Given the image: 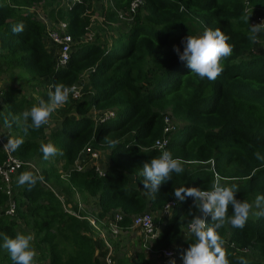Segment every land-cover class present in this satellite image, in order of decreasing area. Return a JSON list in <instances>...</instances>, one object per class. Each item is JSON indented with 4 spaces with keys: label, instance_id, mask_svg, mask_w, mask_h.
<instances>
[{
    "label": "trees",
    "instance_id": "obj_1",
    "mask_svg": "<svg viewBox=\"0 0 264 264\" xmlns=\"http://www.w3.org/2000/svg\"><path fill=\"white\" fill-rule=\"evenodd\" d=\"M93 1L0 0V79L18 70L17 79L25 76L33 89L39 88L36 98L16 88L2 89L0 125L12 131L13 138H23L12 155L34 161L39 174L33 173L43 177L29 191L26 185L17 184L18 176L29 171L20 169L12 178L11 196L0 185V208L9 199L15 206L12 216H0V233L11 238L25 234L19 230L20 222L30 229L37 251L33 264H105L108 254L116 264H151L141 246L134 256L118 251L119 241H114L111 231L102 238L86 218L64 211L50 188L59 189L75 212V194L81 200L96 198V220L114 221L117 212L120 231L131 227L139 213L158 214L154 223L160 231L151 246L158 254L171 247L199 215L192 198L179 201L174 190L183 186L211 190L216 173L220 182L236 181V198L253 206L243 229L227 223L217 229L230 264H238L240 257L248 264H264V217L253 215L259 210L256 196L264 195V160L255 155L264 156V55L255 51L249 39L250 15L246 12L247 8L251 13L264 11V0H142L130 26L118 32L108 46L98 37L81 42L92 24ZM110 1L104 13L109 22L118 11H128L133 0ZM30 7H40L51 21L66 23L76 45L64 67L55 68V58L44 42V27L27 10ZM194 18L203 28L220 29L233 46L232 54L221 60L224 71L215 81L191 73L174 51L175 46L183 52L186 37H198L188 24ZM20 22L24 30L14 34L12 26ZM84 73L80 99L69 100L59 109V127L48 136L46 125L25 134L31 121L25 122L22 112L39 99L48 101L49 91H54L51 85L79 84ZM108 111L114 115L103 117ZM165 114L181 123L170 133L166 150L182 160L184 171L162 182L153 199L143 188L141 172L144 163L161 155L153 144L162 135ZM5 118L12 121L11 127L5 125ZM109 141H117L116 146L110 147ZM42 143L54 144L64 155L44 160ZM86 147L109 150L111 166L103 175L94 167L71 168ZM5 157L0 146V164ZM169 202H174L170 214H160ZM79 214L85 216L82 211ZM232 214L229 206L228 216ZM206 222L209 226L215 223L210 216ZM192 243L195 237L186 236L177 244L174 264H183L182 256ZM230 244L247 249L248 257L234 254ZM0 264H13L3 248Z\"/></svg>",
    "mask_w": 264,
    "mask_h": 264
},
{
    "label": "clouds",
    "instance_id": "obj_2",
    "mask_svg": "<svg viewBox=\"0 0 264 264\" xmlns=\"http://www.w3.org/2000/svg\"><path fill=\"white\" fill-rule=\"evenodd\" d=\"M249 16L245 19L248 21ZM24 30L23 22L12 26L11 31L14 34L22 33ZM264 31V22L251 26L249 39L253 43L257 41L258 34ZM229 38L220 30L206 28L202 35L188 36L182 43L183 52L174 46L179 60L186 62L191 73L200 78H207L209 81H215L224 71L221 60L232 54L233 46L227 43ZM49 91L48 101L39 99L38 104L22 112V118L26 124L25 134L29 129L39 130L43 125L49 122L51 115L63 107L69 101V95L72 89L64 84H53ZM16 117H13V121ZM6 126L11 127L12 121L5 118ZM24 143L23 138H8L5 147L8 151L14 152ZM117 141H109L110 147H115ZM43 159L48 160L55 156H63L64 152L52 143L40 145ZM257 159L264 160L259 152L255 153ZM184 171L183 162L179 157L174 158L170 151H162L161 155L152 158L149 162L143 164L141 176L143 177V188L147 194H155L159 190L162 182L172 179V173L181 174ZM42 176H37L31 171L22 172L17 179L18 186H27L31 191L38 181H42ZM238 189L235 185L231 187L224 186L217 175L212 184L211 190H201L196 187H179L174 190V196L179 201L192 198L194 206L199 209V215H196L190 225V233L195 237V243L189 245L182 256L183 264H230L224 248V241L217 232V229L223 227L226 223L233 228L243 229L252 210V204L241 201L236 198ZM229 206L232 208V215L228 216ZM255 206L258 211L254 212L257 218L264 217V195H257ZM191 214V213H190ZM215 222L212 226L206 222L207 217ZM2 244L0 248L5 249L10 255L13 264H33L37 253L32 247L34 236L32 234H17L14 238L7 234L0 233ZM174 264V261L172 262ZM238 264H248V261L240 257Z\"/></svg>",
    "mask_w": 264,
    "mask_h": 264
},
{
    "label": "built area",
    "instance_id": "obj_3",
    "mask_svg": "<svg viewBox=\"0 0 264 264\" xmlns=\"http://www.w3.org/2000/svg\"><path fill=\"white\" fill-rule=\"evenodd\" d=\"M71 1L73 2L76 0H71ZM106 3L109 6L112 4V2L110 0H106ZM142 4H143L142 0H133L130 3L128 11H118L117 14L120 18H124L127 21L129 20V22H131L133 19L134 13L138 9V7L141 6ZM246 6H248L247 2H246ZM33 8H37V7H30V8H27V10L30 13H33L35 20L43 25L45 37L56 48L55 68L64 67L65 65H67V63L70 59V54H71V51L73 49L72 46L76 42L67 33L65 22L51 21L44 13H42V14H38L37 12L34 13ZM250 11H252V10H250L249 8L246 9V12L250 13ZM91 22H93L92 17H91ZM261 22H264V11H256L255 13L250 15V18H249V26L250 27L253 25L259 24ZM87 34H88V32L85 34V36L82 38V40L86 37ZM259 36L261 38H260L258 43H260L261 47L264 49V31H261L258 34V37ZM82 40H81V42H82ZM84 43H86V42H84ZM69 88L72 89V91L70 92V95H69V100L80 99L82 93H81V89L77 86V84L72 85ZM113 115H114L113 112L108 111V112L104 113L103 117L109 118V117H112ZM176 128H177V126H176L175 120L169 114H165L163 116L162 135L159 139H157L154 142L153 148L158 150L160 153H162V151H165L167 148V145H168L169 135L172 131L176 130ZM2 138H3V136L1 135V131H0V146H1V148L4 151L5 156H6L5 160L0 164V185L2 186L3 189H6L7 192L10 194L12 178L20 169L24 168L26 170L35 172V174H39V170L36 168V166L32 162L23 161V160H20V159L14 157L12 155V153L6 149V147H5L6 143L4 142V140ZM97 158H98V150L93 149L91 147H86L79 153L78 158L75 161L74 169L83 171V170H86L88 168L94 167L95 170L99 173V175H103L104 171H101L97 166L94 165V164H96L94 160ZM87 162L90 165L87 168H85L84 165H82V163L85 164ZM63 176H65V174ZM216 177H217V174L215 173L214 174L215 180H216ZM43 184H46V183H43ZM46 186H47V184H46ZM50 189L61 200L64 211H66L68 213L75 214V215H77L78 218H83V216L79 214V211H81V210L79 209L78 204H77L78 210H77V212H75L72 205L64 202L63 196H61V195L58 196V193L53 188H50ZM173 205H174V202H169L168 204H166L162 209V215H169L170 209ZM14 208H15L14 202L11 199H9L7 206L3 209L0 208V216H2V215L12 216L14 214ZM120 217L121 216L119 215V213H117L116 215H114V221H112V220L108 221V223H110V225L112 227V231H111L112 234L113 233L116 234L117 232L120 231V229L116 225V221L119 220ZM89 222L94 226V223H95L94 221L89 220ZM189 225L186 227L185 230L188 232V234L190 236H193L190 233ZM131 227L136 228L142 232V234H143V236H141V238H142L141 239L142 249L145 252H150V253L154 254L152 249H151V246H152V243L154 242V240L156 239V237L158 236L159 232L157 231V226L154 223V219L152 218V215L147 211L135 215L132 218ZM102 238H104V237H102ZM105 245L109 249H111V247L107 241H105ZM230 247L232 248V251L234 254L245 255L248 253L247 249H240L233 244H230ZM157 255L160 258H162V255H163L162 264H171L173 261H175V258H176V252L174 250H169L166 248L162 249ZM103 260H104L105 264H116L115 261L111 258V254H108Z\"/></svg>",
    "mask_w": 264,
    "mask_h": 264
},
{
    "label": "rangeland",
    "instance_id": "obj_4",
    "mask_svg": "<svg viewBox=\"0 0 264 264\" xmlns=\"http://www.w3.org/2000/svg\"><path fill=\"white\" fill-rule=\"evenodd\" d=\"M92 7V25L88 31V34L86 35V37L82 40V42H91L93 41L96 37L99 38L100 42L102 43L103 46H108L112 40V38L114 36L117 35V30L119 32L121 31H125L127 30V28L130 26V22L129 20L127 21L124 18H120L118 16V14H116L115 18L109 22L108 20L105 19L104 17V13H105V9L109 7V5H107L106 0H94L93 3L91 4ZM33 12L34 13H38V14H42L44 13L42 11V9L40 7L37 8H33ZM252 11H250V15L253 14L251 13ZM188 24L191 26V28L196 32V34H198V36L202 35L204 30L206 28H203L201 26V24L198 22V20L196 18H194L193 20H189ZM249 28L251 29V27L249 26ZM260 36L257 37V42L254 43L256 46L257 50H260V47L258 45L261 46L259 42L260 40ZM44 42L46 44L47 49L51 52L52 56L55 58L56 57V48L47 40V38L45 37ZM104 42V43H103ZM76 44L74 43L73 46H75ZM72 46V48H73ZM264 55V53H263ZM18 70H14L12 72H8L5 75L2 76V78L0 79V91L2 89L5 88H16L19 89L21 91L22 94L26 95L27 97H31V98H36L37 96V90H39L38 87L36 88H32L30 86V84L28 83V80L26 79L25 76L23 77H19L17 79V75H18ZM150 79H151V72H150ZM86 82V74H83V76L81 77V81L79 84H77V86L81 89L82 88V84H84ZM82 93V92H81ZM1 94V93H0ZM59 109L58 108L50 117L49 122L46 124V135H49V132L55 130V128H57L60 124L61 121V116L59 113ZM176 126L178 124V126L181 125V123L179 121H175ZM0 131H1V135L3 136V140L6 143L8 138H13V132L10 131L9 129H7L6 127H2L0 125ZM12 133V135H11ZM98 155L100 153V155L102 154V156H108V150L106 149V151H104L103 149L98 150ZM96 160V159H95ZM94 160V161H95ZM32 162L36 168L38 169V166L36 165V163L34 161H30ZM88 164L85 163V165ZM83 165V163H82ZM95 166H99L98 168L102 171V168L105 167H110L111 163L109 161H105L101 160V162H99V164H94ZM61 164H57V167L60 168ZM39 170V169H38ZM60 170V169H59ZM236 183V181L234 180H227L224 179L221 181L222 185H234ZM46 186V184H44ZM49 186V185H47ZM46 186V187H47ZM54 190L58 193V196H62V193L59 189L54 188ZM10 192H11V188H10ZM9 196H11V193L9 194ZM13 197V196H12ZM75 202L76 204H78L79 209L84 213L85 216H83L84 218H88L91 221H94V229L96 230V232L98 233V235L100 237H106L107 234V230L108 231H112V227L110 225V223H107L105 220L102 221H97L96 220V213L98 211V202L96 198H90V197H86L85 199L81 200L78 194H75ZM149 212V211H147ZM150 213V212H149ZM117 214V213H116ZM114 214V215H116ZM152 215V218L154 219V217L158 216V214L156 213H150ZM87 219V220H88ZM88 220V221H89ZM157 226V231H160V226ZM20 228L19 230H23L25 234H32V232L30 231V229H28L22 222H20ZM131 231V236L132 238H138L140 237V241H141V236H143L142 232L136 228H132ZM186 233L187 236H190L188 234V232L185 230L184 231ZM185 236V234H183ZM114 238L115 236H117L119 239H121V234L120 231L117 232L116 234L113 233L112 235ZM186 237V236H185ZM33 247V246H32ZM34 248V247H33ZM166 249L169 250H174L175 248L173 246L168 247ZM36 251V250H35ZM37 253V251H36ZM146 254L149 257V260L152 262V264H162L163 262V255L162 258H160L159 256H155L154 254L150 253V252H146ZM245 257H248V254L243 255Z\"/></svg>",
    "mask_w": 264,
    "mask_h": 264
},
{
    "label": "crops",
    "instance_id": "obj_5",
    "mask_svg": "<svg viewBox=\"0 0 264 264\" xmlns=\"http://www.w3.org/2000/svg\"><path fill=\"white\" fill-rule=\"evenodd\" d=\"M118 32L119 31L117 30L116 33L118 34ZM258 46L260 47V50H257L256 49V46L254 44L255 51L260 52L261 54H263L264 53V49L260 45H258ZM103 150L106 151V149H103ZM108 154H109V150H108ZM101 160H104V162L105 161H109L108 156H102V154L100 155V153H99L98 158L95 160V163L96 164H99V162H101ZM83 165H84L85 168H87L90 164H86V165L83 164ZM74 167H75V163L72 165L71 168H74ZM108 168H109L108 166L107 167L104 166L102 168V171L105 172ZM130 185L131 186H135V184L132 181H130ZM116 213L117 212H115V214ZM160 214H162V212ZM130 230H132V227H129V228L125 229V230H121L120 231L121 239H119L117 236H115L114 241H119V243L117 245V247H118L117 250L118 251H123V252H126L127 255L134 256L137 251H140L141 241H140V237H138V238H132L131 231ZM183 234H185V236H187L185 232H183ZM183 234L172 244V246L174 248L177 246V244L179 242H181L185 238V236ZM154 255L155 256H158L157 254H154ZM146 257L149 259V257H148L147 254H146ZM151 264H152V262H151Z\"/></svg>",
    "mask_w": 264,
    "mask_h": 264
}]
</instances>
